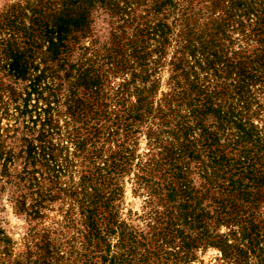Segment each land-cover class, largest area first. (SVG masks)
<instances>
[{
    "label": "rangeland",
    "instance_id": "rangeland-1",
    "mask_svg": "<svg viewBox=\"0 0 264 264\" xmlns=\"http://www.w3.org/2000/svg\"><path fill=\"white\" fill-rule=\"evenodd\" d=\"M45 1L0 0V12L11 4L20 5L27 12L23 22L29 26L28 8L40 7ZM155 1L137 0L122 15L103 7L91 11L89 32H77L68 42L69 47L61 56L62 66L48 61L51 71L43 89V96L50 100L46 124L43 125L45 100L32 94L25 103L21 100L25 93L18 100L6 92L2 94L0 263L108 264L112 258L115 264L126 256L121 230L138 240L151 236L156 216L165 208L153 192L154 182L161 186L165 183L161 175L164 170L158 172L160 168L153 162L160 159L163 145L174 140L177 122L185 121L191 126L189 137L198 140L200 130L192 113L195 102L188 94L193 74L199 83L216 82V76L199 68L184 48L188 32L185 25L192 34H203L211 25V18L223 15L221 11L212 12L211 1L172 0V6L164 4L161 9L156 8ZM255 1L258 11L242 16L244 29L230 26L226 30L224 44L232 50L251 52L256 45L248 34L263 5L261 0ZM159 22L169 26L161 45L152 29ZM114 36L120 37L121 45L134 38L145 40L149 54L143 67L131 56H127L124 66L101 59L114 43ZM180 58V67L187 75L181 68L175 69ZM82 63L89 68V74L96 71V87L74 84ZM251 95L247 116L264 134V85L253 86ZM140 96H145V100L138 119H134L129 115ZM75 100L80 101L82 110L74 111ZM210 122L204 120L205 124ZM200 147L197 143L196 148ZM195 154L185 157V169L194 190L205 196V230L186 226L185 232L195 236L188 249L180 248L181 243L176 240L163 247L166 253L160 252V258H149L146 263L138 261L141 250L137 249V257L130 264H264V239L251 249L241 244L243 255L232 248L233 254L228 257L213 243L215 234H224L230 243L237 241L231 239L234 236L230 235V228L215 222V193L205 179L210 170L205 167L208 159L201 150L197 157ZM118 158L121 165L111 170ZM152 168L158 170L149 174ZM115 188L110 205L116 225L107 232L104 223L95 220L103 239L97 245L96 241L90 243L86 226L88 195L96 192L105 197ZM13 194L23 195L22 209L15 208ZM262 212L264 216V207Z\"/></svg>",
    "mask_w": 264,
    "mask_h": 264
},
{
    "label": "trees",
    "instance_id": "trees-1",
    "mask_svg": "<svg viewBox=\"0 0 264 264\" xmlns=\"http://www.w3.org/2000/svg\"><path fill=\"white\" fill-rule=\"evenodd\" d=\"M135 1L137 0H47L40 7L28 8L31 14L29 26H25L23 22V17L27 15L23 11L25 8L9 5L0 12V100L4 92L14 100L22 98L25 93L26 96L21 99L24 102L32 94L36 95V99L46 101L43 125L46 124L50 100L43 96V89L51 71L48 61L59 62L62 66L64 58L61 56L68 49V42L77 32L81 35L89 32L93 9L103 7L111 13L122 15ZM206 1L213 4L212 12L221 11L223 15L211 18V25L203 34H192L189 26L185 25L188 32L184 48L188 55L195 58L199 68L210 70L216 76L213 85L199 83L195 72L189 81L188 94L195 102L192 108L193 118L200 130L198 140H191L189 135L193 128L185 121L175 124L174 140L163 145L160 159L153 162L160 169L152 168L149 171L152 174L155 169L158 172L164 170L161 175L165 183L161 186L159 182H154L156 188L153 192L165 208L156 216L149 238L138 240L135 235L125 234L121 230L120 241L126 256L115 264H130L137 257V249L141 250L138 256L140 262L146 263L149 258L158 259L160 252L166 253L163 247L176 240L181 243L180 248L188 249L194 243L195 236L190 232L186 233L184 227L205 230L207 221L204 219L208 217L203 205L205 196L198 195L197 190H194L185 169V157H194L195 152L197 157L200 150L205 152L208 159L205 167L210 169L205 179L212 185L210 187L216 195L212 199L215 203V222L230 228V235L234 236L231 239L237 241L230 243L224 234H215L213 243L228 257L233 254L232 248L236 249V254L243 255L245 252L240 248L241 244L251 249L264 239V134L247 116L252 87L256 84L264 85V0L260 2L263 6L259 14H255L256 20L248 34L256 43L251 52L232 50L224 44V39L230 26L244 29L242 16L254 14L257 1ZM154 3L157 9H161L164 4L172 6V0L160 3L156 0ZM232 20L234 24L231 23ZM152 29L154 36L160 38L157 40L159 45L163 44L169 26L159 22ZM114 37V43L101 55V59L124 66L128 61L127 56H131L138 66L143 67L149 54L145 40L134 38L121 45L120 37ZM181 62L182 58L176 62L175 69L181 68ZM84 66L82 63L77 68L74 84L96 87L99 83L96 71H90L89 74V68ZM181 69L187 75L185 69ZM143 100L145 96H140L129 116L138 119ZM74 102V111L82 110L79 107L80 101ZM205 119H210L211 122L205 124ZM197 143H200V149L196 148ZM120 161V158L114 161L111 170L120 166ZM116 190L117 188L111 190L105 197L96 192L88 195L86 226L90 243L96 241L97 245L103 239L102 229L95 220L100 219L107 232L113 231L116 225L110 205ZM11 201L17 209H22L25 204L21 194H13ZM6 263L7 261H2L0 264ZM108 264H114V259L110 258Z\"/></svg>",
    "mask_w": 264,
    "mask_h": 264
}]
</instances>
